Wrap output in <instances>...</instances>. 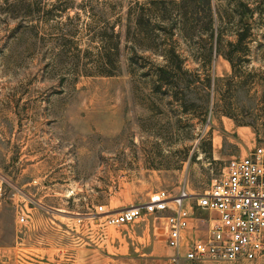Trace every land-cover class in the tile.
Wrapping results in <instances>:
<instances>
[{
    "label": "rangeland",
    "instance_id": "rangeland-1",
    "mask_svg": "<svg viewBox=\"0 0 264 264\" xmlns=\"http://www.w3.org/2000/svg\"><path fill=\"white\" fill-rule=\"evenodd\" d=\"M234 5L0 0V264H166L162 218L117 227L96 208L204 191L264 144V23L233 69ZM85 8L119 33L113 75L79 70Z\"/></svg>",
    "mask_w": 264,
    "mask_h": 264
},
{
    "label": "built area",
    "instance_id": "built-area-1",
    "mask_svg": "<svg viewBox=\"0 0 264 264\" xmlns=\"http://www.w3.org/2000/svg\"><path fill=\"white\" fill-rule=\"evenodd\" d=\"M96 209L106 224L117 227L135 223L147 214L162 218L168 247L166 264L263 259L264 144L232 158L223 176L204 191L192 194L184 188L172 196L160 190L142 205L119 210L99 205ZM19 220L25 222V215Z\"/></svg>",
    "mask_w": 264,
    "mask_h": 264
},
{
    "label": "trees",
    "instance_id": "trees-1",
    "mask_svg": "<svg viewBox=\"0 0 264 264\" xmlns=\"http://www.w3.org/2000/svg\"><path fill=\"white\" fill-rule=\"evenodd\" d=\"M82 3H88V1ZM84 10L87 15L86 29L91 34V41L94 43L95 51L92 53L89 49L87 50V62L82 63L83 67H80L79 70L86 75H113L118 68L119 33H116L115 25L111 24V22L103 21L102 18H96L95 14L87 8ZM229 16L230 19L236 22L238 38L235 43H231V49L227 51L225 56L230 61L233 69H235L234 54L245 53L249 50L247 46L254 33V28H261L263 26L264 7L262 4L253 7L248 1L235 0L234 8L231 15H228V18ZM214 23L215 21H212V24ZM77 57L78 63L76 66H79L82 60L79 54ZM160 71L163 74H169V71L164 67L160 68Z\"/></svg>",
    "mask_w": 264,
    "mask_h": 264
},
{
    "label": "crops",
    "instance_id": "crops-1",
    "mask_svg": "<svg viewBox=\"0 0 264 264\" xmlns=\"http://www.w3.org/2000/svg\"><path fill=\"white\" fill-rule=\"evenodd\" d=\"M165 237H166V233H165ZM113 264H118V260L114 261ZM184 264H243V263L242 262H231V261L206 260V261L191 262V263H184Z\"/></svg>",
    "mask_w": 264,
    "mask_h": 264
}]
</instances>
